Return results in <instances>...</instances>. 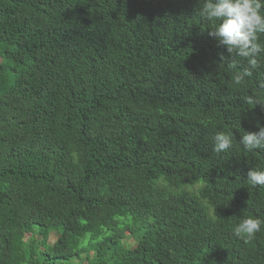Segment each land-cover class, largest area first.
I'll return each mask as SVG.
<instances>
[{"label": "trees", "instance_id": "obj_1", "mask_svg": "<svg viewBox=\"0 0 264 264\" xmlns=\"http://www.w3.org/2000/svg\"><path fill=\"white\" fill-rule=\"evenodd\" d=\"M212 26L198 0H0V264H264V228L232 232L264 220L239 144L264 63L235 85Z\"/></svg>", "mask_w": 264, "mask_h": 264}, {"label": "clouds", "instance_id": "obj_2", "mask_svg": "<svg viewBox=\"0 0 264 264\" xmlns=\"http://www.w3.org/2000/svg\"><path fill=\"white\" fill-rule=\"evenodd\" d=\"M199 17L211 25L207 34L214 38L218 47L246 61V67L233 77L240 85L253 70L264 63V0H198ZM226 57L221 55L223 61ZM246 103L264 106L259 96L246 97ZM257 132H243L239 144L245 152L264 150V126ZM234 147L232 132L217 131L214 136L215 153L227 152ZM248 184L264 187V170L251 169L247 173ZM264 228V220L247 216L234 225L232 232L237 238L251 240Z\"/></svg>", "mask_w": 264, "mask_h": 264}, {"label": "rangeland", "instance_id": "obj_3", "mask_svg": "<svg viewBox=\"0 0 264 264\" xmlns=\"http://www.w3.org/2000/svg\"><path fill=\"white\" fill-rule=\"evenodd\" d=\"M0 62H1V60H0ZM55 238H56V234H52V235H51V238H50V244H51V245H53V243H54V241H55ZM27 239H28V240H32V239H34V237H33V238H32V237H31V238L28 237ZM28 240H27V241H28ZM28 242H29V241H28Z\"/></svg>", "mask_w": 264, "mask_h": 264}]
</instances>
